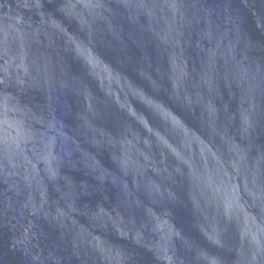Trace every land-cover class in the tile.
Here are the masks:
<instances>
[{
    "label": "water",
    "instance_id": "water-1",
    "mask_svg": "<svg viewBox=\"0 0 264 264\" xmlns=\"http://www.w3.org/2000/svg\"><path fill=\"white\" fill-rule=\"evenodd\" d=\"M0 264H264V0H0Z\"/></svg>",
    "mask_w": 264,
    "mask_h": 264
}]
</instances>
